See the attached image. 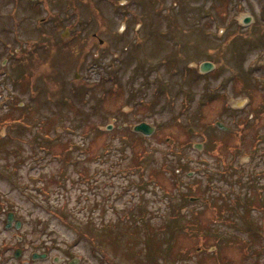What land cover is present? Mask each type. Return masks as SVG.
<instances>
[{"label": "rangeland", "instance_id": "1", "mask_svg": "<svg viewBox=\"0 0 264 264\" xmlns=\"http://www.w3.org/2000/svg\"><path fill=\"white\" fill-rule=\"evenodd\" d=\"M13 1L0 119L28 126L0 127V191L25 229L79 264H264V0Z\"/></svg>", "mask_w": 264, "mask_h": 264}, {"label": "flooded vegetation", "instance_id": "2", "mask_svg": "<svg viewBox=\"0 0 264 264\" xmlns=\"http://www.w3.org/2000/svg\"><path fill=\"white\" fill-rule=\"evenodd\" d=\"M6 203L0 191V264H79L77 256L65 257V248L59 252L51 240L26 230L23 218Z\"/></svg>", "mask_w": 264, "mask_h": 264}, {"label": "trees", "instance_id": "3", "mask_svg": "<svg viewBox=\"0 0 264 264\" xmlns=\"http://www.w3.org/2000/svg\"><path fill=\"white\" fill-rule=\"evenodd\" d=\"M238 168L239 167H237V170H238ZM237 170H235V172H237ZM227 171H230L229 170V168H227ZM244 173H245V171H244V169L243 170H241L240 171V174H239V178H242L243 176H244ZM254 176V171L253 170H251V171H249V174L247 175V177H248V180L249 179H251V181L253 180L252 179V177ZM188 199L186 198V196H184L183 197V201H187ZM252 201L254 202V201H259L258 199H255L254 197L253 198H251V199H247V202L248 203H252ZM224 204H227L226 202H223V201H221L220 202V205H224ZM246 207V206H245ZM184 213H182L181 215H182V217L181 216H179L180 218H184L185 219V217L187 218V216L186 215H183ZM175 218V217H174ZM177 218L175 219V220H171V221H167V225L166 226H164V229L166 230V229H169V228H171V227H176V224H177ZM117 224H119V223H117ZM185 225L184 226H187V227H190V225L192 224V220H190V221H188L187 223H184ZM182 229H188V228H185V227H181ZM172 233H174V232H172ZM119 238V236L118 235H116V237H115V239H118ZM114 239V240H115ZM166 244V243H165ZM168 247H170V249L172 248L171 247V245L169 246L168 244L166 245V248H168ZM166 251V250H165ZM166 253V252H165ZM175 255H177L178 253H174Z\"/></svg>", "mask_w": 264, "mask_h": 264}, {"label": "water", "instance_id": "4", "mask_svg": "<svg viewBox=\"0 0 264 264\" xmlns=\"http://www.w3.org/2000/svg\"><path fill=\"white\" fill-rule=\"evenodd\" d=\"M249 20H250V17H246V18L244 19V22H245V23H248ZM212 68H213V63L208 62V61H207V62H203V63L201 64V66H200V69H201V71H203V72H205V71H209V70H211ZM217 125H218L219 127L223 128V129H229L228 127H226V126H225L223 123H221V122H217ZM134 130H136V131H138V132H141V133H143L144 135L149 136V135H151V134L154 132L155 128H154L153 126H151L150 124L146 123V122H142V123L136 125V126L134 127ZM196 146L199 147L198 144H197ZM192 199H193V198H192Z\"/></svg>", "mask_w": 264, "mask_h": 264}]
</instances>
